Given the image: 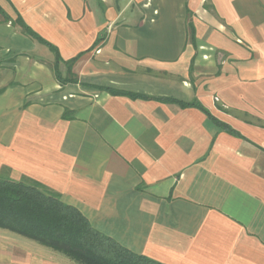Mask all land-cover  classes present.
<instances>
[{
	"label": "crops",
	"instance_id": "1",
	"mask_svg": "<svg viewBox=\"0 0 264 264\" xmlns=\"http://www.w3.org/2000/svg\"><path fill=\"white\" fill-rule=\"evenodd\" d=\"M0 5L1 176L162 263L264 264V0ZM8 239L0 264H73Z\"/></svg>",
	"mask_w": 264,
	"mask_h": 264
},
{
	"label": "trees",
	"instance_id": "2",
	"mask_svg": "<svg viewBox=\"0 0 264 264\" xmlns=\"http://www.w3.org/2000/svg\"><path fill=\"white\" fill-rule=\"evenodd\" d=\"M0 12L6 20H11L12 17L1 5ZM13 22L19 24L26 34L48 43L24 21L19 12ZM48 45L56 52L57 62H60L58 49L53 44ZM77 57L67 61L70 69ZM57 67L56 75L60 77ZM101 88L119 93L114 88ZM159 99L174 100L168 97ZM179 102L182 106L196 105L194 102ZM0 227L62 251L80 264H165L121 245L95 228L75 205L66 203L56 193L29 179L15 180L0 175Z\"/></svg>",
	"mask_w": 264,
	"mask_h": 264
},
{
	"label": "rangeland",
	"instance_id": "3",
	"mask_svg": "<svg viewBox=\"0 0 264 264\" xmlns=\"http://www.w3.org/2000/svg\"><path fill=\"white\" fill-rule=\"evenodd\" d=\"M1 233H4L5 234V238L7 239V240H10V239H8V238H12V239H17V240H19L20 241V243H21V245H19L20 247H22V248H27V249H34V246L33 245H37V246H39V247H41L42 249H47V248H45V247H48L47 245H44V244H42V243H40V242H38V241H36V240H34V239H31V238H29V237H27V236H24V235H22V234H19V233H17V232H15V231H12V230H10V229H3V228H1L0 227V234ZM53 250H55V249H53ZM55 252L57 253V255H58V257L60 258V259H63V260H65V261H70L69 263H73V264H80L79 262H77L75 259H73L72 257H70V256H68V255H66L64 252H62V251H57V250H55Z\"/></svg>",
	"mask_w": 264,
	"mask_h": 264
}]
</instances>
